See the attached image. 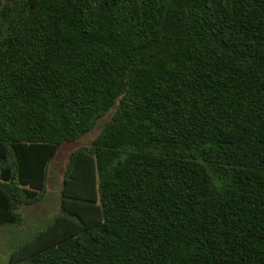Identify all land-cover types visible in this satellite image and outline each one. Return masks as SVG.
<instances>
[{"label":"trees","instance_id":"1","mask_svg":"<svg viewBox=\"0 0 264 264\" xmlns=\"http://www.w3.org/2000/svg\"><path fill=\"white\" fill-rule=\"evenodd\" d=\"M9 264H264V0H0Z\"/></svg>","mask_w":264,"mask_h":264},{"label":"rangeland","instance_id":"2","mask_svg":"<svg viewBox=\"0 0 264 264\" xmlns=\"http://www.w3.org/2000/svg\"><path fill=\"white\" fill-rule=\"evenodd\" d=\"M97 131L92 132L79 143L66 144L60 149L56 159L50 165L46 201L35 207L21 209L25 218L22 226L5 227L0 230V264H9L13 249L33 239L38 232L46 229L56 219L62 199L63 175L70 155L81 146L89 145Z\"/></svg>","mask_w":264,"mask_h":264},{"label":"crops","instance_id":"3","mask_svg":"<svg viewBox=\"0 0 264 264\" xmlns=\"http://www.w3.org/2000/svg\"><path fill=\"white\" fill-rule=\"evenodd\" d=\"M30 207H35V206H30ZM22 208H24V207H22ZM22 208L19 209L20 212H21V209H22ZM26 212H27V211H26ZM26 212H25V213H26ZM28 212H29V210H28ZM21 213H22V212H21ZM22 214H23V213H22ZM23 216H24V215H23ZM24 219H25V218H24ZM6 227H11V225H10V226H6ZM4 228H5V227H4ZM18 246H20V245H18ZM18 246H17V247H18ZM17 247H16V248H17ZM16 248H15V249H16ZM15 249H13L11 252H13Z\"/></svg>","mask_w":264,"mask_h":264}]
</instances>
